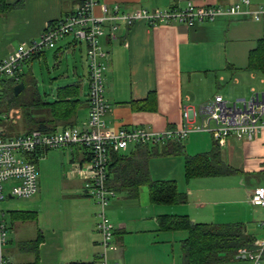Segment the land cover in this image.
<instances>
[{
	"label": "crops",
	"instance_id": "0c3cea01",
	"mask_svg": "<svg viewBox=\"0 0 264 264\" xmlns=\"http://www.w3.org/2000/svg\"><path fill=\"white\" fill-rule=\"evenodd\" d=\"M82 1L3 0L12 6L6 10L0 2V60L19 44L37 39L48 23L70 14ZM235 1L239 0H93V13L104 18L99 44L108 52L103 79L108 104L104 114L106 126L116 130H178L184 123V107L198 108L216 95L231 100L233 95L248 97L252 90L264 91V68L252 67L248 61L257 42L264 43V16L254 21L246 15H219L189 28L177 22L150 25L135 20L125 24L112 18L139 8L182 9L188 3L225 6ZM250 3L256 7L264 5V0ZM76 43L83 45L82 72L74 66L69 68V64L66 69L58 64ZM48 59L61 68V74L57 78L49 75L50 89L42 96L36 86L40 81L36 79L35 61ZM10 79L0 78V100L2 89L14 94L13 87L19 82L24 84V94L36 92L44 101H52L59 87L79 84L82 104L72 126L77 127L78 123V129L86 128L88 83L83 42L74 41L70 35L63 37L53 48L26 60L18 72L17 83L7 84ZM2 115L12 124L17 120L24 123L19 113ZM199 122L198 118L192 124ZM25 133L28 132L19 134ZM0 134L13 136L2 130ZM177 141L182 149L176 153L174 139L163 146L128 144L124 149H110L107 185L116 194L106 208L116 245L115 250L108 252L110 260L119 264H180L181 241L186 232L160 229L159 218L163 215L186 216L191 223L198 224L241 223L254 241L255 235H262L259 228L264 232L259 226L264 222V208L251 205L248 199L254 187H264V137L252 141L228 137L220 145L206 131L198 130ZM214 143L231 173L186 180L184 155L209 153ZM61 149L70 151L73 164L80 165L89 158V152L80 146ZM54 150L60 149L36 153L32 158L37 171L36 193L16 201L8 194L1 203L6 235L10 233L2 248L4 264H93L99 256L101 247L95 229L98 207L83 193V180L70 171L64 176L66 182L60 183L57 170L55 180L50 181L53 174L45 164L42 177H38L41 158ZM154 159L168 163L162 170L155 168V176L151 167ZM153 181H174L186 200L177 204L150 202L148 185ZM10 185L5 184L7 193ZM37 238L39 243L34 244Z\"/></svg>",
	"mask_w": 264,
	"mask_h": 264
},
{
	"label": "built area",
	"instance_id": "2783aa9c",
	"mask_svg": "<svg viewBox=\"0 0 264 264\" xmlns=\"http://www.w3.org/2000/svg\"><path fill=\"white\" fill-rule=\"evenodd\" d=\"M93 0L81 4L63 18L48 23L37 39L21 43L6 58L0 60V76L17 80L24 62L42 50L53 48L57 41L70 35L74 41L85 44L87 64V106L86 128L64 127L55 132L35 129L25 134L4 136L0 134V264H4L2 248L7 235L1 203L8 194L15 199H29L37 191V171L33 156L46 150L80 146L89 152L85 162L73 164L71 174L83 180V193L92 198L97 209L96 232L99 235L101 251L93 264H119L108 258V252L116 249L113 241L114 226L106 215V208L115 191L107 185L108 155L111 148L124 149L128 144L162 146L169 140H184L189 133L204 130L214 141L223 144L228 137L252 141L264 137V91H251L248 97L225 100L220 95L198 108L184 107V123L178 130L155 132L142 127L110 129L104 119L108 104L104 98L103 79L108 68V52L99 44L104 34L103 17L93 13ZM219 15H246L254 21L264 16V5L252 7L250 0H239L228 5L194 6L188 3L182 9L147 10L139 8L113 16L119 22L130 24L142 20L150 25L177 22L191 27L197 22L212 21ZM112 30L115 26H112ZM198 124H192L195 119ZM6 183H11L8 193ZM253 206L264 208V187L256 186L249 194ZM264 229V222L259 223ZM239 255L249 264H262L264 237L254 241L251 250L240 249Z\"/></svg>",
	"mask_w": 264,
	"mask_h": 264
},
{
	"label": "trees",
	"instance_id": "16d2710c",
	"mask_svg": "<svg viewBox=\"0 0 264 264\" xmlns=\"http://www.w3.org/2000/svg\"><path fill=\"white\" fill-rule=\"evenodd\" d=\"M2 8L10 9L12 6L5 4ZM249 65L255 68H264V43L257 42L256 48L249 53ZM17 83L14 79L7 84ZM7 93L6 101L1 112L6 115L19 113L24 123L29 127L26 132L38 129L44 132H54L58 127L72 126L75 123L77 112L82 101L80 99V85L72 84L59 87L52 101H44L33 91L24 94V89L14 95L12 90ZM163 146V145H162ZM182 149L181 142L174 140L173 152ZM126 160V159H125ZM185 179L226 175L231 173L225 166L219 154V147L214 143L209 153L195 156L184 155ZM149 198L154 204H177L186 200L185 195L177 190L174 181H153L149 183ZM159 227L162 230L185 231L186 236L181 241L180 264H218L228 261H243L239 250H251L254 247V237L247 233L241 223L233 224H198L191 223L186 216H161ZM39 238L34 244L39 243ZM82 264V263H68ZM264 264V255L263 263Z\"/></svg>",
	"mask_w": 264,
	"mask_h": 264
},
{
	"label": "rangeland",
	"instance_id": "374dc122",
	"mask_svg": "<svg viewBox=\"0 0 264 264\" xmlns=\"http://www.w3.org/2000/svg\"><path fill=\"white\" fill-rule=\"evenodd\" d=\"M67 40H71V37H67ZM81 46L82 43H76V45H74L73 49L69 52H66L62 55V57L60 58V63L58 64H62L64 65V69H66V64H69V68H71L72 66L76 67L78 69L79 72H82V62H81ZM35 67H36V79H38L40 81L39 84H37V89L40 92V94L43 96L44 93H48V90L50 89L47 86V81L51 80L50 76H53L54 78H57L59 74H61V68H56V66L54 65V63L52 62L51 59H48L47 61H40L37 62L35 61ZM8 78L5 75H1L0 78ZM52 77V78H53ZM0 85H2V83H0ZM9 91V90H8ZM28 91V90H26ZM243 94V93H242ZM246 94V93H244ZM240 95V94H239ZM234 96V97H233ZM231 96V100L234 99L236 97V95ZM7 97V93L3 94L2 100H0V102L2 104H0L1 106H3V104L5 103V100H3V98ZM0 106V108H1ZM12 120H6L4 119L1 109H0V130L4 131L7 135H16L19 133H23L25 132L29 126L24 125V123L20 122V121H16L15 123H11ZM77 123V121H76ZM76 126L78 127V123L76 124ZM79 128V127H78ZM207 134H209L207 132ZM42 160L39 162V164L37 165V170H38V177H42V166H45L48 168V171L51 172L52 175V179L50 181H54L55 180V172H57L58 170V176H59V180L60 183L61 182H66V178L64 177L65 175H67L71 169H72V165L73 162H70V151L65 150V149H60V150H54V151H50L48 152L44 157L41 158ZM167 161H162L161 159H154L152 161L151 167L153 169V174L154 176L157 174V169H161L164 166H167ZM157 168V169H155ZM116 195V194H115ZM115 197V196H114ZM113 197V198H114ZM111 198V199H113ZM110 199V200H111ZM13 201H16V199H14ZM1 208H2V204H1ZM107 215V213H106ZM108 216V215H107ZM259 233L261 232L262 235H255V239H262L264 237V232L262 229L259 228ZM10 238V233L9 235H7V238ZM218 264H249V262L247 261H226L223 263H218Z\"/></svg>",
	"mask_w": 264,
	"mask_h": 264
},
{
	"label": "water",
	"instance_id": "95a60500",
	"mask_svg": "<svg viewBox=\"0 0 264 264\" xmlns=\"http://www.w3.org/2000/svg\"><path fill=\"white\" fill-rule=\"evenodd\" d=\"M24 87V84L23 82H19L18 84L14 85L13 87V91H14V94L17 95Z\"/></svg>",
	"mask_w": 264,
	"mask_h": 264
}]
</instances>
